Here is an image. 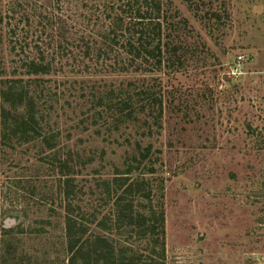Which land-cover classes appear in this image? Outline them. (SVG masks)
<instances>
[{
	"label": "rangeland",
	"instance_id": "obj_1",
	"mask_svg": "<svg viewBox=\"0 0 264 264\" xmlns=\"http://www.w3.org/2000/svg\"><path fill=\"white\" fill-rule=\"evenodd\" d=\"M162 1L171 29L163 30L160 69L102 71L90 59L83 73V57L56 53L92 0H0V78H37L30 93L54 87L43 124L59 133L52 151L74 152L70 202L79 240L104 235L122 263L134 253L131 264H264V0ZM39 51L51 70L23 73V56ZM151 77L159 78L152 81L160 82L161 114L150 134L141 120L108 128L93 113L87 94L102 92L103 81L138 86ZM136 141L149 152L113 191ZM40 146L0 145V264H66L58 171L48 156L38 158ZM131 180L139 184L130 203L140 216L125 224L120 213L130 196L122 190ZM12 213L18 220L5 230L2 219Z\"/></svg>",
	"mask_w": 264,
	"mask_h": 264
},
{
	"label": "trees",
	"instance_id": "obj_2",
	"mask_svg": "<svg viewBox=\"0 0 264 264\" xmlns=\"http://www.w3.org/2000/svg\"><path fill=\"white\" fill-rule=\"evenodd\" d=\"M162 6V0H92L89 5V13L80 12L78 14L81 15V20L77 22L79 29L70 31V34L73 33L71 34L72 41L65 42V46L61 48L64 51L55 53L60 56H67V52H69L70 55L66 57L67 59L76 56L83 57V60L86 61L80 59L77 69L83 73L90 72L91 62L102 68V71L153 72L158 70L162 64L164 49L167 44L165 39L168 32H164L163 35V30L169 31L171 29L168 20L169 14L165 13ZM58 16L54 13L51 18L57 20ZM162 37H164V40H162ZM71 48L77 52L70 51ZM90 59L91 62H89ZM51 62L42 51H39L37 56L34 55L31 58H26L24 55L18 66L24 68L23 73L42 74L51 70L53 67ZM153 78L159 79L157 77H151L147 80L143 78L138 86H134L131 81H128L124 86L113 87L110 84L111 81H103L102 92L96 94L93 90H90L87 94L93 97V107L91 108H96L93 113L98 116L102 115V124H105L108 128L109 124H111V128L117 127L121 122L141 120L147 127L148 134H150L151 125L157 124L156 119L161 114L160 82L158 84L154 83ZM18 81L20 79L0 78V145L14 148L15 145L36 141L42 148V155L38 158L42 160L43 157L48 156L47 160H49L53 169L57 167L58 188L62 194L60 203L61 201L64 202L63 208L65 210L63 214L64 231L68 237L65 247L67 253L66 264H131L133 260L139 259L138 255L134 253L126 257L127 261L125 263L111 258L112 255L109 251H111L112 246L107 243L104 235H93L92 238L86 237L79 240L76 232L82 233V231L74 225L76 221L73 220L74 215L71 212L73 206L70 202V197L73 195L77 184L73 181L76 164L69 163V161L74 160V152L70 150L68 155L63 156L56 149L52 151L55 148L59 133L58 131L46 129L43 124L48 120V109L52 106L50 96L56 94L54 87L44 84L36 89L35 93H30L31 87L34 88L40 84L39 80L31 78L22 83H18ZM74 82L75 80L71 82L63 81L59 84L64 86L65 83H68L66 86H70ZM80 83L84 85L85 82L81 79ZM106 84H109V86H106ZM140 113L139 117L138 114ZM148 118H150L149 121ZM134 150L136 155H131L130 161L132 162H125L126 166L123 171H116L113 175L112 183L115 185L111 190L114 191L117 188L116 185L121 184V179L125 182L127 177L124 176H127L126 174L134 175L138 164L149 152L147 146L142 147L138 141L134 145ZM46 152L51 153L47 154ZM133 162L137 164L132 165ZM107 183L108 181L105 179L102 180V184H106L108 187ZM138 185V183L131 180L126 183L122 190L129 193L130 196L120 213L122 218H127L125 224L131 222L133 216H140L138 211L132 210L130 203L133 196V193H131L132 187L140 190ZM33 192L34 188L31 185L27 194L32 195ZM118 201L119 199L116 200V202ZM138 202L141 206L143 205L142 199H138ZM49 210L50 213L55 212L53 207ZM160 219H162V214H160ZM103 227H106V225L102 218ZM3 229L7 230L6 228ZM73 229L75 230L73 231ZM162 231L163 229H161ZM106 247H110L107 253L104 250ZM127 249L130 248L126 246L122 251ZM122 258L124 257L122 256Z\"/></svg>",
	"mask_w": 264,
	"mask_h": 264
},
{
	"label": "water",
	"instance_id": "obj_3",
	"mask_svg": "<svg viewBox=\"0 0 264 264\" xmlns=\"http://www.w3.org/2000/svg\"><path fill=\"white\" fill-rule=\"evenodd\" d=\"M18 216V213H12L11 215L4 216L2 219L3 227L15 224L18 220Z\"/></svg>",
	"mask_w": 264,
	"mask_h": 264
}]
</instances>
